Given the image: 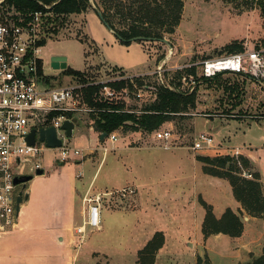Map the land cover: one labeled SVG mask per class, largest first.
Wrapping results in <instances>:
<instances>
[{"label": "rangeland", "instance_id": "1", "mask_svg": "<svg viewBox=\"0 0 264 264\" xmlns=\"http://www.w3.org/2000/svg\"><path fill=\"white\" fill-rule=\"evenodd\" d=\"M90 1L94 7L97 0ZM183 1L182 19L176 32L167 36L169 44L160 41H143L139 43L140 46L137 42H132V47L124 45L110 32L104 22L102 25H104L105 31L99 29L97 31L92 27V30H95V35L98 36L96 38L88 28L89 19L86 21L84 16L75 14L68 16L65 27L56 35L48 33L49 37L46 43L41 46L49 83L52 86H65L77 82L76 77L64 75V70L52 68L51 58L56 55L66 56L68 67L85 73L89 80L107 81L112 79L117 72L123 71L120 67L109 64L103 59L105 58L109 62L124 67L125 70H128L127 73L138 74L145 77L146 82L154 84L161 81L154 72L159 66L164 69L163 73L170 72L171 76L176 70L191 64L196 67L199 76L198 65L201 61L230 53L228 48L235 42L243 43V49L264 46V11L261 6L264 4V0ZM49 16L52 14L49 13L44 17L46 30L49 28ZM110 40L117 43L118 46L111 45L108 49ZM161 56H163V60L158 62ZM223 76L229 77L230 75ZM239 80L243 83L244 93L237 106H234L237 100L230 98L223 89L202 79L196 80V108L160 127L171 129L173 138L168 143L154 142L152 132H142L140 142H135L133 139L137 133L134 131H122V129L117 131L118 140L119 138L123 139V136H129L131 146L140 143L143 148L121 151L118 159H116V154L119 152L115 154L114 151H110L109 161L104 164L103 169L94 180L95 187L100 188L104 185L107 175L118 176L117 184L119 185L123 182L126 183L133 174L139 173L141 169L139 163H141L143 165L141 169L143 181L141 183H151L154 187H151L152 190L144 188L142 191L144 196L141 205L147 209L143 215L148 223L145 226H138L137 218H140L138 211L124 210L128 212L124 215V212H118V209L112 208L110 203L105 202L106 196H104L101 211V226L103 228L93 229L88 226L85 238L80 243V249L83 248V252L91 249H98L101 252H94L89 259L80 264H139L138 252L145 246L146 231L152 226L156 224L159 227L163 226L161 223H165L172 235L177 223L184 219L186 222L189 220L184 217V214L192 212L194 217L191 219L198 218L199 207L202 211L204 207L199 202V198L195 199L194 197L196 187L194 175L195 171L199 170V166L195 165L197 158L195 159L194 155L196 157L197 155L212 157L229 155V150L237 146L244 147L245 149H243L247 150V153L253 149L260 153L264 146V85L250 79L240 78ZM188 86L189 83L186 82L183 87L188 88ZM147 99L150 97L144 96L142 100H136L132 96L131 105L141 108ZM90 119L91 115L86 116L82 123L79 122L75 126L74 135L69 138L72 147L82 148L91 141L87 131L93 126L92 119ZM80 128L83 132H80ZM202 132L209 133L214 137V148L192 149L194 141ZM119 142L117 140L112 142L109 139L101 141V148L106 146L112 149ZM59 153L58 149L47 147L42 154V161L46 162V165L55 161L59 162L57 160ZM247 153L244 155L246 156ZM115 161L118 164H121L122 161L136 162L134 165L137 170L131 172L124 169L123 171L122 168L121 172L118 167H115L117 165ZM85 163L84 178H87L94 173L98 161H86ZM253 167L251 172L256 169ZM165 189L174 192L175 197L171 199L164 195L154 198L151 194L157 190L163 192ZM127 194L131 195V191ZM172 210L176 214L173 220L170 217L173 214ZM182 232V237L188 234L185 230ZM172 242L171 239L168 249L177 250V255L180 257L178 264H196L197 257L191 250L184 245H173ZM160 263L176 264L169 263L166 257H161Z\"/></svg>", "mask_w": 264, "mask_h": 264}, {"label": "crops", "instance_id": "2", "mask_svg": "<svg viewBox=\"0 0 264 264\" xmlns=\"http://www.w3.org/2000/svg\"><path fill=\"white\" fill-rule=\"evenodd\" d=\"M75 15L84 16L86 21L89 19L88 28L91 29L90 32L96 38L98 36L95 35L93 28L97 29V31H105L104 25H102V21L95 9H91L84 14ZM110 32L114 34L113 31L110 30ZM102 41H104L103 38ZM111 45L118 46L117 43L110 40L108 41V49H110ZM132 46L131 44L130 47ZM103 59L111 65L128 71L116 63ZM87 131L90 134L91 141L81 148L83 151H87L84 153L85 157H72L64 162L55 161L47 165L46 162H43L44 173L42 175L35 174L34 178L27 183L28 198L23 201L17 213L18 224L14 231L0 237V264H80L84 260L89 259L94 252H99L100 250L98 249L83 252V248L80 249V235L76 231L77 227L84 224L88 210V203L85 198L94 197L98 194H103V197L106 196L105 202L110 203L112 208L118 209V212H124V215L128 213L126 211H130L129 209H131V212L138 211L140 216V220L137 218L139 221L138 226H145L148 223L143 215V212H146L147 209L141 205L144 196L142 191L144 188L152 190L153 184L141 183L143 181L141 176L143 165L141 163H139L141 168L139 173L134 172L135 174L132 175L130 180H127L126 183L123 182L124 185L117 184L118 176L110 177L107 175L105 184L100 188H96L94 182L97 174L103 169L104 164L109 161L110 151H114L115 154L119 152L116 154V159H118L121 151L138 150L143 147L140 146V143L131 146L129 136H123V139L119 138L117 140L118 142L122 140V143L115 144L112 149L105 152L101 148L102 140L94 127L92 126ZM80 132H83L81 128ZM134 132L137 135H135L133 140L140 142L142 131ZM154 140L157 143L161 142L155 136ZM146 148H149V146H146ZM243 153L246 154L247 150H244ZM246 156L251 159L253 168H256L254 171L260 172L264 184V146L260 153L253 149ZM194 158L196 159V155H194ZM86 161H98V165L92 176L84 178ZM195 162V165L199 166L198 171H200H195L194 175V181L196 182L194 189L195 199L202 197L210 203L213 206L214 214L218 218L222 216L228 207L241 214L244 220V232L239 237H231L223 233L205 237L202 232V226L206 210L204 208L202 211L199 207L198 218L192 220L191 218L194 217L192 212L184 214V217L189 220L186 222L183 218L184 221L177 223L172 235L169 233L170 229L165 223H161L163 226L159 227L155 224L146 231V243L157 231H162L165 235V244L158 251L155 264H161V257L168 258L169 263H179L180 257L177 255V250L168 249L171 239L173 245H184L196 257L198 255H208L213 264L249 262L253 257L260 256L264 249V218L249 215L234 196L232 185L227 179L205 173L203 164L198 160ZM116 164L115 167H118L121 172L122 168L123 171L124 169L131 172L137 170L134 165L136 162L122 161L121 164L117 162ZM129 191H131V195L127 194ZM151 194L154 198L163 197L164 195L171 199L175 197L174 192L169 189H165L163 192L157 190ZM173 210V214L170 216L172 220L176 215ZM184 211L186 210L184 209ZM100 228L102 229L103 227L100 226ZM192 229H194V232H192ZM184 230L188 234L182 237V231Z\"/></svg>", "mask_w": 264, "mask_h": 264}, {"label": "built area", "instance_id": "3", "mask_svg": "<svg viewBox=\"0 0 264 264\" xmlns=\"http://www.w3.org/2000/svg\"><path fill=\"white\" fill-rule=\"evenodd\" d=\"M4 2L0 0V237L14 231L18 224L17 197L22 186L15 183V178L43 169L42 154L47 145L39 140L38 132L35 144L27 142V136L33 128H56L62 140V146L55 148L60 151L57 160L64 162L72 157L83 158V150L70 145L62 125L70 120L76 126L86 116L99 111L86 101L85 88L101 84L93 95L95 101L119 107L117 111L135 113L140 110L131 105L132 96L136 100H142L144 96L152 98L156 90L154 86L148 85L139 88L135 81L139 75L124 70L107 81L77 80L65 86H52L46 77L40 43L46 36L44 17L49 13L35 11L22 14L7 9ZM191 66L194 65L185 67ZM198 69L199 76L208 79L228 74L264 85V46L247 47L241 51L209 57L199 63ZM163 71L160 66L154 71L161 81L165 73ZM124 80L133 84L134 89L129 86L119 88L113 84ZM182 80L189 83V91L195 89L196 79L193 75ZM117 131L103 141L118 140ZM152 134L165 143L173 138L168 128H159ZM214 146V137L202 132L194 141L192 149H211ZM243 148L234 147L229 150V155L238 158L244 154ZM103 149L105 152L109 150L106 146ZM243 175L252 177L247 171ZM85 201L88 210L84 224L76 228L80 242L85 238L88 226L93 229L101 226L103 194L85 198Z\"/></svg>", "mask_w": 264, "mask_h": 264}, {"label": "trees", "instance_id": "4", "mask_svg": "<svg viewBox=\"0 0 264 264\" xmlns=\"http://www.w3.org/2000/svg\"><path fill=\"white\" fill-rule=\"evenodd\" d=\"M4 5L7 9H14L22 14L35 11L52 14L48 18L49 28L46 30L45 38L40 42L41 45L46 43L48 33L56 35L65 27L68 16L84 14L91 9L101 11L102 22L117 34L116 37L124 45H131V39L139 36L153 39L154 41L151 42H158L176 32L184 11L183 0H97L94 7L90 0H5ZM263 5L261 6L264 11ZM136 42L142 43L143 41ZM243 48V43L235 42L228 48V52L240 51ZM161 60L163 56L158 59V62ZM63 74L72 75L81 82L89 81L85 73L71 67H67ZM190 75H193L196 80L202 79L223 89L230 98L237 100L234 106L240 104L244 93L243 83L239 80L241 76L218 75L208 79L199 77L195 66L185 67L176 70L171 76L170 72L164 73L163 81L159 83L151 84L145 81V77H136L135 81L139 88L145 85L156 88L155 96L145 100L138 113L117 111L119 107L95 101L93 95L101 84L89 85L84 90L86 101L99 109L91 115L94 129L100 133V136L104 132L109 135L119 129L151 133L166 122L178 116H184L197 106L196 87L192 92L189 88L183 87L186 83L183 82V77L188 79ZM113 84L119 88L129 86L132 90L134 89L133 84L127 80ZM196 158L203 164L205 173L225 178L230 182L234 196L249 215L264 218V184L260 172H251L252 162L249 157L245 155L238 158L231 155L213 157L197 155ZM244 171L252 174V177L244 176ZM199 201L206 210L202 226L205 237L220 233L231 237H239L243 234L244 220L241 214L228 207L218 218L210 203L202 197ZM164 244V233L157 231L139 250L138 263L155 264L157 253ZM197 264H213V262L208 255H198ZM237 264H264V249L260 256L253 257L249 262Z\"/></svg>", "mask_w": 264, "mask_h": 264}, {"label": "water", "instance_id": "5", "mask_svg": "<svg viewBox=\"0 0 264 264\" xmlns=\"http://www.w3.org/2000/svg\"><path fill=\"white\" fill-rule=\"evenodd\" d=\"M98 16L102 19V14L101 11L98 9H95ZM108 27V26H107ZM109 30L113 31L110 27H108ZM113 33L117 35L114 31ZM119 37V36H118ZM120 38V37H119ZM132 42L136 41H154L151 38L139 36L131 39ZM160 42L169 44L170 41L168 38H163L160 40ZM51 66L52 68L56 70H65L68 67V59L66 56L62 55H56L51 58ZM62 128L66 130V135L71 138L74 135V129H75V124L74 122L70 120H66ZM38 132L39 134V140L42 142H46L47 147L49 148H58L62 146V140L58 137L56 128L54 126H50L47 128H40L37 130L36 128H33L29 135L27 136V142L31 145L35 144L36 142V133ZM108 136V133L104 132L100 136V139L103 141L106 137ZM44 173V169H38L36 171V175H42ZM35 174H28V175H23L15 178V183L16 184H21V190L18 194L17 197V213L20 210V206L23 203L25 199L28 198V192L26 191V186L27 183L34 178Z\"/></svg>", "mask_w": 264, "mask_h": 264}, {"label": "flooded vegetation", "instance_id": "6", "mask_svg": "<svg viewBox=\"0 0 264 264\" xmlns=\"http://www.w3.org/2000/svg\"><path fill=\"white\" fill-rule=\"evenodd\" d=\"M50 65H51V62H50Z\"/></svg>", "mask_w": 264, "mask_h": 264}]
</instances>
